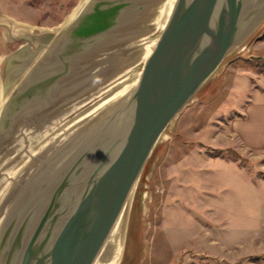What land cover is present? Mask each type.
<instances>
[{
    "label": "water",
    "instance_id": "1",
    "mask_svg": "<svg viewBox=\"0 0 264 264\" xmlns=\"http://www.w3.org/2000/svg\"><path fill=\"white\" fill-rule=\"evenodd\" d=\"M162 1L87 0L6 98L0 264L112 263L117 218L160 133L264 17V0H174L133 85L104 102ZM37 47L15 52L6 81Z\"/></svg>",
    "mask_w": 264,
    "mask_h": 264
},
{
    "label": "rangeland",
    "instance_id": "2",
    "mask_svg": "<svg viewBox=\"0 0 264 264\" xmlns=\"http://www.w3.org/2000/svg\"><path fill=\"white\" fill-rule=\"evenodd\" d=\"M78 1L0 0V81H6L3 62L15 56L19 44L27 47L42 30L60 28ZM158 30L152 24L147 38ZM248 46L245 55H227L223 69L193 94L156 141L119 218L118 250L110 264H123L131 253L127 221L133 215L131 229L135 212L129 214V208L140 203L143 182L145 231L131 264H264V152L240 148L230 128V120L254 94L260 100L264 89V29ZM140 57L126 69L132 80ZM225 147L241 158L217 150Z\"/></svg>",
    "mask_w": 264,
    "mask_h": 264
},
{
    "label": "bare ground",
    "instance_id": "3",
    "mask_svg": "<svg viewBox=\"0 0 264 264\" xmlns=\"http://www.w3.org/2000/svg\"><path fill=\"white\" fill-rule=\"evenodd\" d=\"M87 0H79L77 2V4L73 7V9L70 11V13L64 18V20L62 21V23L60 24L61 26H59L60 28H57L56 30L51 31L52 29L49 30H42V36L40 37H34L35 39H30L28 41V44L32 47H37V45L39 43H41L42 41V47H37L36 49H44V47L46 46L45 43H48L53 36H55V34L63 27L67 26L68 24H70L73 19L76 17V15L78 14L79 10L81 9V7L86 3ZM174 0H164L161 5L158 4L156 7V11L155 14L153 15V17L151 18L153 25L155 26V28L159 29L158 31H160V29L162 28L168 13L170 11V8L173 4ZM30 26V25H29ZM264 29V17L263 19L259 22V24L254 28V30L247 36V38L245 40H243L237 47H235V49H233L229 54H227L228 56L232 54V56H238L240 53H243V55L247 54V52L249 51V46H248V40L250 37H252L256 32H258L259 30ZM159 34V32H158ZM157 34V35H158ZM157 37V36H156ZM156 37H149L147 38V36L141 38L139 40V42H136V48H135V55H139L141 56L140 58L144 59L145 56L149 53L151 47L154 44V41L156 39ZM28 39V38H26ZM139 44V45H138ZM20 47H17L15 49V52H18L19 50H21L24 46H21V44H19ZM30 49V48H29ZM129 49V48H128ZM29 50H26L25 52H28ZM126 53V52H125ZM127 53H129V51L127 50ZM15 55V54H14ZM225 56L221 62L217 65V67L213 70V72L210 74V76L201 84V86L198 88L197 92L200 91L201 87H205L206 85H209L214 77L223 69L224 67V63H225V59L228 56ZM7 60H9V57L6 58V61L3 62L2 65V74L1 77L5 78L6 80V74L4 72L5 66L8 64ZM131 75L129 74L128 71L124 70L123 73H121L120 76H118L114 81H112L113 83H109L107 84V88L105 90V92L102 94L104 97L102 98L105 101H112L115 100L117 98H119L129 87H131L133 85V83L136 80V77L134 78V80H132V78H130ZM3 82V84H2ZM2 84V86H1ZM17 85V82L12 83L11 81H0V109L3 105V103L5 102L6 98L11 94V92L15 89ZM118 88V89H116ZM204 90V89H203ZM102 92V91H100ZM196 92V93H197ZM101 99V100H102ZM169 124H167V126L164 128V130L160 133L157 142H161V139L165 136V132L167 131V127ZM148 166L145 164L144 169H146ZM144 173V172H143ZM145 175V174H144ZM8 179H2L0 178V195L1 192L3 191L4 186L6 185V183L8 182ZM4 185V186H3ZM142 192L140 195V203L139 200H137L136 205L132 206L129 208V214L131 212H135V219L137 217V221H136V225H137V236H136V240L137 243L141 244L142 240H143V233L145 231V222H144V214H145V202L148 200V196H147V188H144V182L142 183ZM133 207V208H132ZM130 217V216H129ZM120 216L117 218V222L116 225L118 224ZM133 215L132 217H130L127 221V231L129 232L130 230V221H132ZM135 221V220H134ZM130 233V232H129ZM133 264V263H132Z\"/></svg>",
    "mask_w": 264,
    "mask_h": 264
},
{
    "label": "crops",
    "instance_id": "4",
    "mask_svg": "<svg viewBox=\"0 0 264 264\" xmlns=\"http://www.w3.org/2000/svg\"><path fill=\"white\" fill-rule=\"evenodd\" d=\"M259 93L261 94L260 100H256V94H254L253 99L249 100L245 104L243 110L239 112L237 116H234L230 120V128L231 132L238 137V146L240 148L242 147L243 149L245 148L247 150H258L264 152V100H262V94L264 93V89L259 90ZM237 152L239 151L237 150ZM236 162L237 165L238 163H240L239 161ZM259 178L262 179V177H258V179ZM136 221L137 217L133 222V226L130 229L131 239L130 246L128 247V252L131 253L125 256L123 264H131L132 262V256L134 254L135 246L137 244L136 231L138 228L136 225ZM134 233L135 236L133 235ZM140 249H142V247ZM140 254H142V251H140ZM137 263L140 264L141 260Z\"/></svg>",
    "mask_w": 264,
    "mask_h": 264
},
{
    "label": "flooded vegetation",
    "instance_id": "5",
    "mask_svg": "<svg viewBox=\"0 0 264 264\" xmlns=\"http://www.w3.org/2000/svg\"><path fill=\"white\" fill-rule=\"evenodd\" d=\"M44 51V49H36V52H34V54L32 56H28V57H19L17 60H20V65L18 67H23V71L22 74L20 76H18L17 78H15L12 83L15 82H19L20 79L22 78V76L26 73V71L28 70L29 66L40 56V54ZM28 60V61H27ZM27 61V63H25Z\"/></svg>",
    "mask_w": 264,
    "mask_h": 264
},
{
    "label": "trees",
    "instance_id": "6",
    "mask_svg": "<svg viewBox=\"0 0 264 264\" xmlns=\"http://www.w3.org/2000/svg\"><path fill=\"white\" fill-rule=\"evenodd\" d=\"M258 61H259V60H257L256 62L258 63ZM257 63H256V64H257ZM258 64H259V63H258ZM217 150H218L219 152H222V151H223V152H228V153H230L233 157H236V158H238V159L241 158V157H240L241 155L238 154L234 149H232V148H230V147H225V148L222 149V150H221V149H220V150L217 149Z\"/></svg>",
    "mask_w": 264,
    "mask_h": 264
}]
</instances>
